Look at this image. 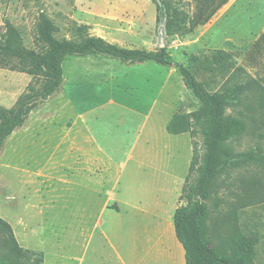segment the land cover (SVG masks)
<instances>
[{
    "label": "rangeland",
    "instance_id": "1",
    "mask_svg": "<svg viewBox=\"0 0 264 264\" xmlns=\"http://www.w3.org/2000/svg\"><path fill=\"white\" fill-rule=\"evenodd\" d=\"M176 1L178 7L192 10L191 0ZM41 13L56 26L54 36L58 39L76 41L82 35H93L120 47L146 50L157 48L162 41L170 58L187 65L210 92L220 89L236 67L243 69L236 77L239 82L255 81L226 107V113L244 119L246 130L226 143L234 153V164L222 167L213 180L206 200V224L213 244L235 237L255 239L252 264H264V0H228L191 33L165 36L162 31V40L153 0H0V33L9 23L26 47L37 50L36 23ZM215 50L226 52L218 65L211 60ZM61 67L64 83L60 89L38 102L0 150V217L10 224L21 247L43 255V264H119L114 250L93 227L104 197L99 195L98 205L85 211L84 204H75L72 195L66 199L68 193L83 190L85 183L78 174L63 181L53 174L43 183L35 169L47 155L44 145L60 139L51 151L60 159L54 169L61 163L66 171L71 165L80 167L78 161L83 156L74 143L75 133L84 132L87 122L102 148L123 162L115 184L118 196L163 217V206L155 204L163 199L157 197L156 179L163 182L160 171L167 170L169 163L172 195L165 208L178 206L181 178L187 174L193 153L190 134H170L166 123L173 114L193 111L200 103L175 67L153 61L122 63L100 55H73L66 57ZM30 84L38 87L31 75L0 68V105L14 107ZM77 112L86 114L75 118ZM35 120L51 128L54 137L50 139L42 128L26 137V127ZM134 141L135 147L129 151ZM102 168L96 166L93 173L105 181ZM106 188L110 189L109 184ZM172 214L167 219L174 233ZM136 230L131 238L134 255L125 249L124 236L113 231L111 238L129 263H184L179 242L175 256L153 251L151 244L159 241L158 235L162 237V224L141 217Z\"/></svg>",
    "mask_w": 264,
    "mask_h": 264
},
{
    "label": "trees",
    "instance_id": "2",
    "mask_svg": "<svg viewBox=\"0 0 264 264\" xmlns=\"http://www.w3.org/2000/svg\"><path fill=\"white\" fill-rule=\"evenodd\" d=\"M182 0H177L179 2ZM189 12L173 0H153L159 28L167 35H185L205 24L228 0H191ZM56 26L43 13L36 23L38 49L24 45L19 32L7 23L0 33V68L25 72L38 87L28 85L14 107L0 105V150L12 131L23 125L29 112L38 102L54 95L63 81V60L68 56L100 55L122 63L153 61L175 67L185 86L200 105L188 113H175L166 123L170 134L188 132L192 137L193 153L181 186V203L174 209L172 223L175 236L184 250V264H252L251 250L255 239L237 238L213 244L207 234L208 208L206 200L213 189V180L220 169L234 164L233 151L226 143L246 130L244 119L226 113V107L255 85L250 79L239 82L242 67H236L220 89L207 91L194 72L184 63L170 58L167 48L146 50L125 48L100 36L82 35L79 40L58 39ZM226 52L215 50L211 60L217 65ZM195 59H197L195 57ZM230 81V83H229ZM0 264H43V255L21 247L10 224L0 217Z\"/></svg>",
    "mask_w": 264,
    "mask_h": 264
},
{
    "label": "crops",
    "instance_id": "3",
    "mask_svg": "<svg viewBox=\"0 0 264 264\" xmlns=\"http://www.w3.org/2000/svg\"><path fill=\"white\" fill-rule=\"evenodd\" d=\"M161 88L162 86L160 84L159 89ZM34 112H37V111H34ZM85 114L86 112L85 113L77 112V113H74L73 116L75 118H78V117L81 118ZM32 117H35V116L33 115ZM84 121L86 122L85 118H84ZM84 126H85V131L84 132L78 131L77 133H75V141H74V143H76L77 145L76 148L79 150V152L83 156V159H80L78 161V164L80 167H73L71 165L70 168L72 169H69L68 171H66L64 166L62 167L63 164L61 163V167L56 168L58 170L54 169L53 165L59 164L60 159H59V156H54L51 153V151L53 150V148L55 147V144L60 139H57L55 142L47 141V144L44 145L47 149V155L45 156L44 161L42 163L43 167L40 166L39 168L37 167L35 169L37 170V172L41 174V177H40L42 178L41 181H43V183H45L47 180L50 181L53 177V174H58L57 179L60 181L65 180V177H68V175H72L73 173L78 174L84 180V183H85L83 185V190L76 191L72 194L68 193V197H66V199L68 198L69 200V198H71V195H72V198L74 199L75 204H79V203L84 204L85 211H87L90 206H94L95 204L96 206L98 205L99 195L101 197H104L100 199L101 203L99 205L100 207H99L98 218L95 221V224L93 227H94V230H96L105 240V242H107L111 246V248L114 250L116 260L119 264H138V263L137 262L129 263L128 260L125 259V257L120 254V252L117 250L113 242H111V238H113V234H114L113 231L125 237L124 239L126 243L125 249H127L129 253L133 252L132 255H134V250L136 248H134L135 244L133 243L131 238H134L135 232H137L136 225H137V222L139 221V218L141 217L149 219L150 222H158L160 226L161 224L163 225L164 230L163 231L161 230L162 237L161 235H158L159 241L155 243L153 242L151 244L153 251L158 249V252L160 253L161 256H162V253L160 252V250L163 251V253L171 252L172 255L175 256L177 248L180 247L178 243L179 241H177L175 232L173 233L172 225L170 223V220L167 219V217L168 215L171 216V214L173 213L174 209L177 206L175 207L173 204L171 209L165 208L169 205L168 197L172 195V186H171L172 184H170L168 180V177H171V170H168V168L170 167L169 163H167L166 165L168 166V168L166 167L167 170L163 171L161 169L162 172L160 171V173H162V175L164 176L163 178H160V179H163V182H160L159 179H156V184H157L156 190H159L158 191L159 195H157V197H163V199L155 200V204L163 206L162 211L163 213H166V216L163 214V217H161V215H157L153 212L148 211L147 208L143 207L139 202L134 203L130 201L128 198L118 196L120 195V193L118 194L116 192L115 184L119 182V175L122 172V167L120 165H122L123 162L122 160L121 161L114 160V156L102 148L103 145L99 144L95 134L93 133L91 126L87 124V122L84 123ZM26 128H27L26 137H33L32 132L40 128L48 131L47 134L50 139L54 137V135H52L53 131L51 130V128L43 126V125H39L36 120H35V124L34 122L33 123L31 122L30 125L27 126ZM42 143L43 144L45 143L44 139H42ZM135 144L136 142L134 141L130 145L129 151L131 150L133 151ZM187 161L188 159L185 160V164L187 163ZM83 164H85V166H82ZM138 164L140 165L142 164V162H138ZM99 165L102 166L103 167L102 169L105 170V176H104L105 181H101L103 179H100L96 172L95 174L93 173V168L95 169L96 166L98 167ZM187 166L189 165L187 164ZM115 167H116V170H115ZM181 179H185V178L182 177ZM99 182H100V186H99ZM108 184L110 187L109 190L106 188L108 187ZM174 184L175 183H173V185ZM41 187L43 186L41 185ZM103 187H105L106 189L104 190ZM177 189L178 187L174 189V193H175L174 198L177 195ZM140 194H145V193L141 192ZM126 209L129 210V213L131 211H133V213L125 214ZM170 211H172V213ZM104 215L105 217L103 219ZM182 252L184 256V250ZM175 264H177V262Z\"/></svg>",
    "mask_w": 264,
    "mask_h": 264
},
{
    "label": "water",
    "instance_id": "4",
    "mask_svg": "<svg viewBox=\"0 0 264 264\" xmlns=\"http://www.w3.org/2000/svg\"><path fill=\"white\" fill-rule=\"evenodd\" d=\"M159 34L161 35V38H160V39L162 40V30H161V29H159ZM158 47H165V43L161 41V42L159 43ZM63 82H64V81H62V83H63Z\"/></svg>",
    "mask_w": 264,
    "mask_h": 264
}]
</instances>
